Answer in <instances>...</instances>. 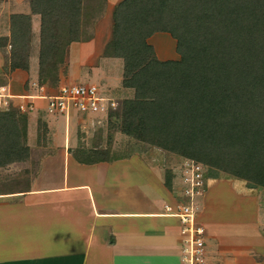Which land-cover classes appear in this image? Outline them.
<instances>
[{
	"label": "crops",
	"instance_id": "1",
	"mask_svg": "<svg viewBox=\"0 0 264 264\" xmlns=\"http://www.w3.org/2000/svg\"><path fill=\"white\" fill-rule=\"evenodd\" d=\"M121 1L101 0L103 9L97 10L94 1L81 0L78 39L67 44L58 68L63 81L61 67L70 78L73 55L86 68L120 59L121 78L101 89L95 84L115 108L107 115L47 114L43 100H34L37 108L26 113L28 157L0 166V264H180L183 225L163 212L188 198L181 178L185 158L121 130L122 103L135 91L122 85V58L105 52L112 12ZM15 14L29 16L30 43L28 70L13 69L4 84L14 106L20 96L34 94L24 82L39 78L41 30V16L32 12L30 0H0V38L8 39L0 46V62L10 63ZM113 138L130 141L134 151L114 153ZM206 176L204 191L191 204L205 230L207 264H264V187L210 167Z\"/></svg>",
	"mask_w": 264,
	"mask_h": 264
},
{
	"label": "trees",
	"instance_id": "2",
	"mask_svg": "<svg viewBox=\"0 0 264 264\" xmlns=\"http://www.w3.org/2000/svg\"><path fill=\"white\" fill-rule=\"evenodd\" d=\"M30 6L41 16L38 82L54 85L81 0ZM112 18L105 52L122 58V85L135 91L122 132L264 187V0H122ZM156 32L175 40L177 60L156 57L147 42ZM29 43V16L12 15L11 70H28ZM26 116L0 110V166L28 157Z\"/></svg>",
	"mask_w": 264,
	"mask_h": 264
},
{
	"label": "built area",
	"instance_id": "3",
	"mask_svg": "<svg viewBox=\"0 0 264 264\" xmlns=\"http://www.w3.org/2000/svg\"><path fill=\"white\" fill-rule=\"evenodd\" d=\"M41 94L20 96L23 100L15 104L20 113H28L37 108L34 100H43L42 110L47 114L68 115L76 110L81 113H102L114 109L116 103L106 96H102L97 87L91 84L72 83L61 84L57 88L47 91L44 85L38 87ZM14 97L5 86H0V110L12 106ZM26 99V100H24ZM208 167L193 159L185 158L181 166V177L184 183V193L189 203L176 206L166 205L163 214L176 217L182 223V239L180 264H204L205 230L197 223L196 212L191 204L195 195L201 194L206 185V169Z\"/></svg>",
	"mask_w": 264,
	"mask_h": 264
},
{
	"label": "rangeland",
	"instance_id": "4",
	"mask_svg": "<svg viewBox=\"0 0 264 264\" xmlns=\"http://www.w3.org/2000/svg\"><path fill=\"white\" fill-rule=\"evenodd\" d=\"M92 1L95 2L97 10L103 9V4L101 3V0H92ZM88 12L90 14L92 12V8H90V10ZM167 39L169 41H167ZM149 42L153 46L155 55L157 54V56H159L161 59H167V58L169 59L171 57L172 58H177V57L179 58V55L175 52V40L168 33L166 34V33L160 32L158 34H154L151 37V39L149 40ZM32 57H34V55ZM75 62H77V57L75 55H73L71 57V62H70L71 74H72L70 76V78L67 77L68 74L66 72V67L65 68L61 67L60 73L63 75V78L65 80H63V81L58 80L56 83H54V85H49V84H40L38 82V80L31 81V80L27 79L24 82V89L27 88V91L30 93L41 94L42 92L38 88L40 85H44L45 90L51 91L58 85L72 84V83H84V84H91L94 86L98 85L101 89V87L113 85L116 82V80L121 78V74H122L121 63H122V61L120 59H111L110 61H106L104 63L103 62L99 63V64H97V66H94L92 68L91 67L86 68L85 66L80 67ZM88 65H92V63L88 64ZM30 68L32 71H34L33 73H35V69H36L35 59H33L30 62ZM87 70H89L91 74L90 73L88 74ZM11 73H12V70L10 69V63L6 64V63L0 62V85H4V84H7L10 82V80L12 79ZM96 81H97V83H96ZM100 81H101V83H100ZM92 83H94V84H92ZM103 95H105V94H103ZM15 100H18V99L15 98ZM74 113L78 114L79 112L74 111L73 114ZM60 119L62 121L64 120L63 117ZM38 120L40 122V120H42V119L39 118ZM26 121L28 122L27 116H26ZM129 142L122 140L121 138H119V139L113 138V141L110 144V146H111L110 150H112L114 153H117L119 155H122V154H125L128 152H133L135 148H133L131 146V143H129ZM135 145H137V144H135ZM157 152H158V149H157ZM160 153H161V151H160ZM154 161L157 164L163 163L161 158H159V159L155 158ZM177 184L179 185V187H181V185L183 183L181 184L179 181ZM182 203L183 204L189 203V199L185 197V199L182 201ZM206 256H207V254H206ZM248 260L249 259H247L246 261H248ZM206 261L208 262V259L207 260L205 259V250H204V264H207Z\"/></svg>",
	"mask_w": 264,
	"mask_h": 264
}]
</instances>
